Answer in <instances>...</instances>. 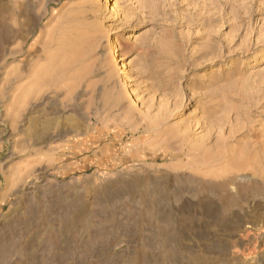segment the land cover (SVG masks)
Wrapping results in <instances>:
<instances>
[{
	"label": "rangeland",
	"instance_id": "rangeland-1",
	"mask_svg": "<svg viewBox=\"0 0 264 264\" xmlns=\"http://www.w3.org/2000/svg\"><path fill=\"white\" fill-rule=\"evenodd\" d=\"M263 225L264 0H0V264H264Z\"/></svg>",
	"mask_w": 264,
	"mask_h": 264
},
{
	"label": "bare ground",
	"instance_id": "bare-ground-1",
	"mask_svg": "<svg viewBox=\"0 0 264 264\" xmlns=\"http://www.w3.org/2000/svg\"><path fill=\"white\" fill-rule=\"evenodd\" d=\"M107 1V0H106ZM45 129V128H44ZM61 130V129H60ZM60 130H59V132H60ZM56 132V131H55ZM53 133V132H52ZM46 135V134H45ZM55 135V134H54ZM53 135V136H54ZM52 136V137H53ZM56 136H57V134H56ZM45 137V136H44ZM59 137V136H58ZM46 138V137H45ZM49 138V137H48ZM43 139V138H42ZM45 141H47V140H45ZM38 169H39V167H38ZM35 170H37V169H35ZM42 176V175H41ZM238 178H240L239 176H238V174H233L232 176H230V177H228L227 178V181H228V179L229 180H231L232 182H236V181H240L241 179H238ZM40 179V178H39ZM44 181V180H43ZM42 182V181H41ZM108 182L106 181L104 184H103V186L105 187V188H107V187H109V186H107L108 184H107ZM41 184V183H40ZM110 185V184H109ZM36 189V188H35ZM37 190V189H36ZM41 190H42V188H41ZM30 195V194H29ZM23 201V200H22ZM193 203H194V199L193 198H188V197H186V196H182L180 199H179V202L178 203H174V204H169V207L171 208V210L172 211H174V212H180L185 206H193ZM256 205V204H255ZM251 206V205H250ZM218 207H219V202L217 201V200H213L212 201V205H210V208L209 209H205V208H199V209H196V208H193V210L195 211H200V213L201 214H204V215H212L215 211H217V209H218ZM170 210V211H171ZM171 211V212H172ZM244 212V211H243ZM238 217H240V216H238ZM243 221H244V219L243 218H240V222H242L243 223ZM245 223V222H244ZM260 224V223H259ZM264 226V225H263ZM257 227H261V225H259V226H256V225H251V229L252 230H250L249 231V233H251V231H253V230H257L258 228ZM250 240V239H249ZM249 240H247V242L249 241ZM238 244H243L244 243V240L243 239H241L240 237L237 239V241H236ZM206 246V245H205ZM4 262V261H3ZM3 264H11V261L9 260V261H5Z\"/></svg>",
	"mask_w": 264,
	"mask_h": 264
}]
</instances>
